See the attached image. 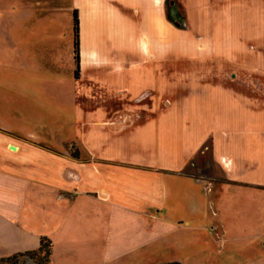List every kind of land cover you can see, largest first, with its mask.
Instances as JSON below:
<instances>
[{"label": "crops", "instance_id": "obj_1", "mask_svg": "<svg viewBox=\"0 0 264 264\" xmlns=\"http://www.w3.org/2000/svg\"><path fill=\"white\" fill-rule=\"evenodd\" d=\"M75 2L82 72L74 92L84 132L78 147L65 150L0 134L2 153L12 156L0 159V260L37 250L42 237L53 242V264L58 248L77 262L108 264L157 241L175 230L163 215L167 175L210 179L188 172L194 162L198 170L204 166L206 145L220 180L250 166L264 169V105L222 80L229 66L240 73L246 63L264 64L254 51L264 47V0H172L184 10L179 25L167 17V0ZM84 14L105 41L99 45L125 50V57L99 56L90 64L93 49L82 53ZM110 62L109 76L93 74L86 82L87 66ZM176 62L189 65L190 73L172 72ZM174 84L186 96L159 110L158 98ZM115 109L153 114L110 122L108 112ZM86 113L95 118L88 134ZM38 148L46 159L42 168L17 159L24 152L33 161Z\"/></svg>", "mask_w": 264, "mask_h": 264}, {"label": "rangeland", "instance_id": "obj_2", "mask_svg": "<svg viewBox=\"0 0 264 264\" xmlns=\"http://www.w3.org/2000/svg\"><path fill=\"white\" fill-rule=\"evenodd\" d=\"M179 7L167 4L172 18L183 23L184 10ZM74 11H78L80 17L75 0H0V134L14 140L18 135L28 136L39 146L60 150L72 144L79 146L78 135L84 132V114L78 110L74 92L78 83L73 44ZM89 19L90 16L83 15L85 45L82 53L93 49L90 64L99 56L111 61L125 57V50L120 54L118 47L99 45L105 41L95 34ZM254 51L264 59V47ZM178 63L171 71L188 74L189 65ZM256 65L246 63L240 73L229 66L222 80L249 98H260L264 105V75L259 72L264 70V64H260V68ZM112 67L111 62L94 70L87 66L83 71L86 82L92 81L93 74L109 76ZM175 85L158 98L159 110H168L177 99L186 96L177 94L172 88ZM108 114L110 122L119 119L120 123H125V115H140L144 119L153 113L115 109ZM89 119L95 118L86 113L87 134L94 129ZM138 146L129 143L134 151ZM41 150L37 149L33 161L26 160L24 152L21 158H15L40 169L46 162ZM230 150H227L230 154L234 152ZM212 154L210 145H206L202 152L204 166L198 170L194 162L195 166L188 171L193 176L210 179L200 183L187 176L167 175L163 215L174 223L175 230L108 264H264V169L258 171L250 166V170H240L237 176L228 174L220 180L214 170L217 164ZM1 158L8 160L12 156L2 153L0 148ZM226 161L225 158L221 163L226 165ZM58 249V264H87L83 259L77 262L72 254L59 253ZM0 264L14 263L2 259ZM17 264L35 262L19 258Z\"/></svg>", "mask_w": 264, "mask_h": 264}, {"label": "trees", "instance_id": "obj_3", "mask_svg": "<svg viewBox=\"0 0 264 264\" xmlns=\"http://www.w3.org/2000/svg\"><path fill=\"white\" fill-rule=\"evenodd\" d=\"M174 4L172 0H167V4ZM167 17L170 21L175 23L176 25H179L178 22H176L170 13V10L167 9ZM73 23H74V58L77 63V70L75 76H79L80 71V61H81V45H80V18L78 11H74V17H73ZM75 157H77L75 155ZM52 255H53V242L48 237H42L40 241V246L37 250L29 251L22 254H15L11 257L5 258L3 260H7L9 262H12L14 264H17L19 262V258H28L30 260H33L35 264H53L52 262ZM164 264H180L179 262H169Z\"/></svg>", "mask_w": 264, "mask_h": 264}]
</instances>
